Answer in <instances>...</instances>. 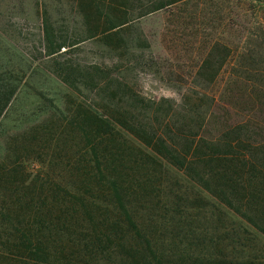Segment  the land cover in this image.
<instances>
[{
	"label": "trees",
	"instance_id": "16d2710c",
	"mask_svg": "<svg viewBox=\"0 0 264 264\" xmlns=\"http://www.w3.org/2000/svg\"><path fill=\"white\" fill-rule=\"evenodd\" d=\"M75 1L87 38L123 56L150 47L135 22L182 0ZM44 23L48 55H62ZM209 58L198 80L214 85L227 58ZM1 60L0 264H264V124L244 120L264 116V76L177 103L145 99L109 66L60 65V84L92 97L33 90L24 101L44 110L32 117L15 104L28 73Z\"/></svg>",
	"mask_w": 264,
	"mask_h": 264
},
{
	"label": "rangeland",
	"instance_id": "374dc122",
	"mask_svg": "<svg viewBox=\"0 0 264 264\" xmlns=\"http://www.w3.org/2000/svg\"><path fill=\"white\" fill-rule=\"evenodd\" d=\"M47 17L56 41L65 45L62 55H48L43 40ZM133 25L131 31H142L150 47L122 56L103 47L98 38H87L75 0H0L1 61L6 62L7 70L13 67L28 73L32 89H24L20 102H15L21 107L17 113L24 110L29 115L42 114L44 109L39 107L43 105L31 99L24 101L33 90L58 97L67 105L90 99L91 95L60 84L58 66L66 64L77 65L81 70L95 65L112 67L114 75L145 99L166 98L177 103L192 90L226 100L231 87H246L253 84L252 77L264 76V0H182ZM224 48L229 49L230 56ZM224 57L227 62L216 84L201 83L198 70L202 62ZM114 66L119 67V73ZM258 86L264 89V82L258 81ZM252 108L246 104L244 110ZM14 111L7 123L16 116ZM251 114L257 120L242 117L264 124L262 114ZM38 118L34 116L33 120ZM255 255L264 258V239L258 240Z\"/></svg>",
	"mask_w": 264,
	"mask_h": 264
}]
</instances>
